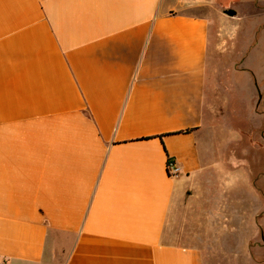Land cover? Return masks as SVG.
Wrapping results in <instances>:
<instances>
[{
	"label": "crops",
	"instance_id": "obj_1",
	"mask_svg": "<svg viewBox=\"0 0 264 264\" xmlns=\"http://www.w3.org/2000/svg\"><path fill=\"white\" fill-rule=\"evenodd\" d=\"M216 2L0 0V264H203L197 191L234 165L203 133L228 77L257 90Z\"/></svg>",
	"mask_w": 264,
	"mask_h": 264
},
{
	"label": "rangeland",
	"instance_id": "obj_2",
	"mask_svg": "<svg viewBox=\"0 0 264 264\" xmlns=\"http://www.w3.org/2000/svg\"><path fill=\"white\" fill-rule=\"evenodd\" d=\"M208 13L234 23V42L245 22L250 37L238 47L247 51L218 58L217 65L250 67L257 90L251 75L226 77L234 89L229 99L219 95L217 101L222 127L205 131L203 139L212 147L229 141L234 165L228 177L214 172L198 189L201 220L193 238L202 249L203 264H264V0H217Z\"/></svg>",
	"mask_w": 264,
	"mask_h": 264
},
{
	"label": "built area",
	"instance_id": "obj_3",
	"mask_svg": "<svg viewBox=\"0 0 264 264\" xmlns=\"http://www.w3.org/2000/svg\"><path fill=\"white\" fill-rule=\"evenodd\" d=\"M166 170L170 177H175L179 174V167L176 162L170 158L167 160Z\"/></svg>",
	"mask_w": 264,
	"mask_h": 264
},
{
	"label": "trees",
	"instance_id": "obj_4",
	"mask_svg": "<svg viewBox=\"0 0 264 264\" xmlns=\"http://www.w3.org/2000/svg\"><path fill=\"white\" fill-rule=\"evenodd\" d=\"M233 13V12H232ZM190 130H182V131H179V132H177L176 134H180V133H188ZM160 137H162V136H160Z\"/></svg>",
	"mask_w": 264,
	"mask_h": 264
}]
</instances>
